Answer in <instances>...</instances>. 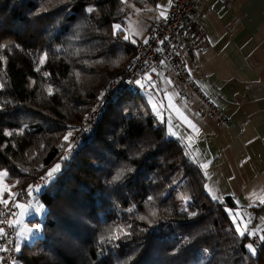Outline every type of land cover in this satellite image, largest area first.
Segmentation results:
<instances>
[{"label": "trees", "instance_id": "16d2710c", "mask_svg": "<svg viewBox=\"0 0 264 264\" xmlns=\"http://www.w3.org/2000/svg\"><path fill=\"white\" fill-rule=\"evenodd\" d=\"M122 4L0 0V171L13 192L60 165L35 195L43 221L15 264H264V240L252 255L248 236L236 233L225 212L234 203L208 197L202 174L155 121L145 92L119 95L91 132L78 131L143 41L113 34L124 23ZM69 142L73 154L62 159ZM122 168L131 171L113 181Z\"/></svg>", "mask_w": 264, "mask_h": 264}, {"label": "crops", "instance_id": "0c3cea01", "mask_svg": "<svg viewBox=\"0 0 264 264\" xmlns=\"http://www.w3.org/2000/svg\"><path fill=\"white\" fill-rule=\"evenodd\" d=\"M169 1L156 0L154 5L139 8L145 21L141 41L146 28L166 12ZM188 33L195 86L227 124L217 126L195 115L178 97L177 87L165 80L157 84L143 80L144 86L137 90L145 92L155 121L164 126L167 136L177 139L191 162L200 169L201 164H208L206 170H200L205 173L203 190L208 186L206 191L212 193H206L208 197L213 201L230 198L235 207L226 208L239 211L248 232L255 233H246L249 240L253 236L261 240L264 211L258 198L264 197V0H205ZM184 117L195 124L198 134ZM205 180L209 184L205 185ZM253 193L255 196H250ZM4 198H8L7 192ZM253 200L256 205L249 207ZM226 214L236 231L237 225Z\"/></svg>", "mask_w": 264, "mask_h": 264}, {"label": "built area", "instance_id": "2783aa9c", "mask_svg": "<svg viewBox=\"0 0 264 264\" xmlns=\"http://www.w3.org/2000/svg\"><path fill=\"white\" fill-rule=\"evenodd\" d=\"M205 0H170L165 12L166 18H160L150 27L145 39L140 42L134 52L133 60L128 63L120 77L113 80L103 90L97 105L90 111L83 123L79 126L80 133H89L105 106L116 97L124 93L137 90L139 84L146 77L150 82L157 84L159 80L170 81L171 86L177 87L176 93L186 107H190L195 115L206 117L217 126H225L227 119L210 103L195 86L192 63V52L188 29L200 16ZM145 40L148 43H145ZM141 89V88H140ZM72 138H69V141ZM70 143V142H69ZM68 144L64 146L60 157L70 158L73 154L67 152ZM38 181V179L36 180ZM15 200L8 207L0 203V220L14 219L16 207L13 204L25 203L26 194L22 188L15 189ZM40 223L43 217L39 219ZM14 222V220H13ZM7 236L0 237V264H15V227L7 223H0ZM253 248L260 245V240L254 236L250 238Z\"/></svg>", "mask_w": 264, "mask_h": 264}, {"label": "snow or ice", "instance_id": "6c2138e0", "mask_svg": "<svg viewBox=\"0 0 264 264\" xmlns=\"http://www.w3.org/2000/svg\"><path fill=\"white\" fill-rule=\"evenodd\" d=\"M121 2L122 3H125L126 0H121ZM157 7H161V6L160 5H157ZM160 15H161L162 18H166L164 12H161ZM118 31H123V29L121 28V25H114L113 26V34H115ZM133 34H137V33H133ZM129 38H130L129 35H127V34L124 35V39L125 40H129ZM133 42H135V41H133ZM145 43L147 44L148 41L145 40ZM0 47H3V46H0ZM0 59H3V57H0ZM46 59H47V55L46 54L43 55V56H41L40 57V65H43L44 62L46 61ZM36 71H40V67H37L36 68ZM43 75L45 77H47L48 76V73L47 72H44ZM77 76H79V73H77ZM150 79H151L150 77H146V80H149L150 81ZM33 83H35V81H33ZM136 83L139 84L141 87L144 86L143 84H141L140 81H136ZM168 83L170 84L171 82L168 81ZM154 86L155 85H153V87ZM0 87H3V85L0 84ZM47 92H48L49 95H52L53 94V89H52L51 86H49L47 88ZM101 96H103V94H101ZM153 109H154V111H157L155 104H153ZM183 119H184V122H186L188 124V126L192 129V131L194 133H197V134L199 133V129L195 126V124H193L191 121L187 120L186 117H184ZM4 134L6 136L7 135H11V133H8V132H5ZM70 137H71V131H69L68 134L63 137V139H64L65 142H68ZM189 140H191V137H189ZM71 150H72V144L69 143L68 144V148H67V152H71ZM66 158H67V156L62 157V159H66ZM200 167L202 169H205L206 170L207 167H208V164H201ZM59 168H60V165L59 164H56L53 168L49 169L48 172L46 173L47 178H49V179L52 178L53 175L59 170ZM126 170L127 171H131V169H123V168L120 169V170H118L117 173H116V175L113 177V181H117V180L121 179L123 177V175H124V173H125ZM7 175H8L7 171H0V203H2L5 206V208L8 207V205H9L10 202H13L15 200V194L10 191V187H14V185L8 186V185L4 184V182H3L4 181V178L7 177ZM205 188H206V190H208V186H205ZM32 190H33V186L30 185L29 186L30 193H31ZM35 190L36 191H39V186H35ZM5 192L8 193V198L7 199L4 198V193ZM209 194L212 195L211 192H209ZM250 196H255V193L250 194ZM212 198L214 200L215 199H218L214 195L212 196ZM181 199L184 200L185 202H187V200H188V198L186 196L185 197H181ZM258 200H259V204L260 205H264V197H259ZM255 205H256V201L253 200L252 203L249 204V207H253ZM13 206L16 207L17 209H21L22 210L21 211V215L25 214L28 211V209L27 208H24L23 205L15 204L14 203ZM40 210H41V206H38L35 209V211H37V212L40 211ZM184 210L187 211V208H185ZM225 211L232 218L233 223L237 225L236 226V233L240 237H244L246 233H248L249 235L255 234V233H249L248 232L247 222H245L244 218L241 216V214H240L239 211H233L232 209H228V208H225ZM0 215H3V213H0ZM12 215L15 216V213H13ZM152 215H156V213L153 212ZM190 215H195V214L194 213H191ZM237 218H239V219H237ZM0 223H7L9 227H16L17 224L19 223V221L17 220L15 222H13V220L8 219L6 221L5 220H0ZM29 231H31V230H26L24 233H20V235L21 236H26L27 235V232H29ZM36 231H39V228H37ZM119 231L122 232V233H124V234H127L123 228H120ZM7 235L8 234L4 232V229L3 228H0V237H4V236H7ZM110 239H119V236L118 235H113V236L110 237ZM261 240H264V236L261 237ZM245 247H247L249 249V251L251 252L252 255H255L256 254L255 249L253 248V246L251 244L246 245ZM3 250L4 249L0 248V251H3ZM14 250L17 251V252L20 251L19 244H16Z\"/></svg>", "mask_w": 264, "mask_h": 264}, {"label": "rangeland", "instance_id": "374dc122", "mask_svg": "<svg viewBox=\"0 0 264 264\" xmlns=\"http://www.w3.org/2000/svg\"><path fill=\"white\" fill-rule=\"evenodd\" d=\"M87 8L90 9L91 7L87 6ZM122 8H123L124 12L126 13V15L124 18V23L121 25V28L123 29V31H119V34L123 38H124V35H126V34L129 35V37H130L129 40L131 42L140 40L142 38V36L144 35V28H145L144 27L145 21L143 20V17H142L143 15H142L140 9L138 7L133 6L129 0H126V2L122 4ZM114 25H120V24H114ZM113 26H112V29H113ZM133 33H137V34H133ZM145 97H146V95H145ZM210 122L212 124L216 125L211 120H210ZM183 151L185 153L184 148H183ZM185 155H186V153H185ZM55 165H53L51 168H53ZM195 165L198 168L199 172L202 174L203 184H204L205 173L203 174L200 171L202 168L200 169L197 164H195ZM51 168H49V169H51ZM48 170H47V172H48ZM202 170L204 171V169H202ZM46 173H45V178L43 179V181L41 183L31 185V186H33V190L31 191V193L29 191V186L25 190L26 201L24 204H20V205H23L24 208L28 209V211L25 214L21 215L22 210L17 209V208L15 209L16 212H15V216H14V219H15L14 222L17 220L19 221V223L15 227V229H16L15 240H14L15 246H16V244H19V246H20L24 242L30 243L39 233V231H36V229L40 228L39 219L44 216V209L38 203L37 199L35 198V195L41 190L42 184H45L47 181L54 179V175L50 179L47 178ZM4 184H6V183L4 182ZM207 184H209V183L205 180V185H207ZM35 186H39V191L35 190ZM205 193L209 194L208 191H206ZM38 206H41V210L37 212V211H35V209ZM27 219H29V220H27ZM32 219H35V220L32 221ZM21 220H22V222H21ZM26 230H31V231L27 232L26 236H21L20 233H24ZM257 239H259V237H257Z\"/></svg>", "mask_w": 264, "mask_h": 264}]
</instances>
